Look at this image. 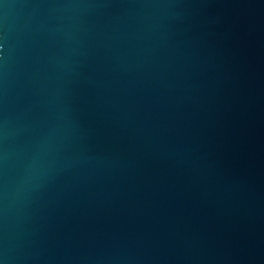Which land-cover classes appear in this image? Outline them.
<instances>
[{
  "label": "water",
  "instance_id": "water-1",
  "mask_svg": "<svg viewBox=\"0 0 264 264\" xmlns=\"http://www.w3.org/2000/svg\"><path fill=\"white\" fill-rule=\"evenodd\" d=\"M0 264H264V0H0Z\"/></svg>",
  "mask_w": 264,
  "mask_h": 264
}]
</instances>
